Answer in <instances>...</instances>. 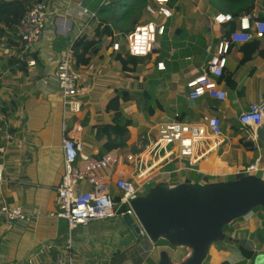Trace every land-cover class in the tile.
Returning a JSON list of instances; mask_svg holds the SVG:
<instances>
[{
    "label": "crops",
    "instance_id": "0c3cea01",
    "mask_svg": "<svg viewBox=\"0 0 264 264\" xmlns=\"http://www.w3.org/2000/svg\"><path fill=\"white\" fill-rule=\"evenodd\" d=\"M102 1L47 0L42 35L29 53L17 54L15 48L0 43V110L6 121V133L4 129L0 131V205L19 207L26 216L24 222L0 221V264H157L162 251L173 264H179L188 256L186 248L157 246L146 237L136 240L121 219L78 226L71 233L68 246L66 223L55 217V189L63 172L62 139L75 138L82 143L84 156L96 157L105 138L96 141L94 128L111 123L105 106L116 90H125L132 96L131 101L120 102L123 116L132 121L127 147L122 152L139 153L152 169L156 168L154 172L150 170L152 184L170 179L174 185L193 174L214 178L201 168L209 158L218 159L229 177L237 176V171L257 159L264 169V123L257 132L258 149L253 146V151L246 149L251 141L245 139L238 124V115L249 104L264 101V58L256 57L239 65V45L232 46L223 78L217 79L226 98L217 101L204 96L189 101L186 97V82L206 71L218 44L237 29L236 20L217 24L213 17L241 11L243 6L210 0H171L172 17L165 22L155 53L139 58L134 72L125 75L120 70L125 40L121 41L119 52L112 51L109 45L151 18L140 6V0H105L106 5L101 6ZM79 2L89 11L88 15L82 13ZM121 9H127V16L122 19L117 15ZM92 13L96 14L93 18ZM262 15L263 0H256L249 16L256 20ZM104 19L109 22L112 36L102 38L99 53L89 67L76 70L82 88L78 97L81 107L76 113L65 112L56 66L79 36L92 38L98 20ZM178 28L182 31L176 34ZM12 56L24 59L25 71L9 69L7 58ZM30 60H34V65H28ZM159 62L164 64V71L156 69ZM144 91L152 93L161 110L147 114ZM212 116L221 122L226 138L222 145L213 139L207 125L206 119ZM172 122L187 126L190 136L197 137L192 161L179 160V144L165 147L159 143L162 126ZM191 163L193 166H189ZM132 171L119 166L114 178L131 177ZM255 174L264 180V171ZM217 181L221 180L209 182ZM199 182L205 183L204 179ZM83 188L89 186L83 184ZM256 213L234 221L231 236L251 241L256 252L264 253V242L256 233L264 230V212ZM216 249L214 246L212 256L209 251L207 264H237L242 260L239 248L231 247L228 252ZM246 264H251L250 260Z\"/></svg>",
    "mask_w": 264,
    "mask_h": 264
},
{
    "label": "built area",
    "instance_id": "2783aa9c",
    "mask_svg": "<svg viewBox=\"0 0 264 264\" xmlns=\"http://www.w3.org/2000/svg\"><path fill=\"white\" fill-rule=\"evenodd\" d=\"M170 2L171 0H150L144 7V11L151 20L135 25L126 36L111 42L112 51L119 52L121 41L125 40V51L130 56L139 58L151 56L156 48L158 37L164 35L165 22L172 17ZM46 5L47 0H43L31 6L15 27L14 34L19 41L22 54L29 53L42 35ZM100 5H106V1L103 0ZM78 6L83 14H89L81 2ZM90 16L93 18L96 14L92 13ZM213 20L217 24H228L236 20L237 29L218 44L216 53L210 58L206 71L186 82V97L189 101H195L204 96L223 101L226 93L219 88L217 79L222 76L226 67V56L229 50L232 46L244 44L252 39L264 38V21L253 20L249 15L235 19L231 14L218 13ZM28 65H34V60L28 61ZM73 65L71 50H68L63 59L58 62L55 70L62 99V110L68 113L79 112L81 107L78 97L81 95L82 88ZM156 69L164 71L165 66L159 62L156 64ZM206 121L213 139L218 142L217 144L222 145L226 138L222 133L219 118L212 116ZM263 123L264 101L249 104L247 109L238 115L240 131L245 139L253 143L255 150L258 149L257 132ZM3 129L6 133V121L0 110V131ZM190 135L187 126L172 122L162 126L159 143L165 147L179 144V160L192 161V148L197 143V137ZM61 150L63 172L55 189L58 205L55 217L66 223L68 246H71V233L78 226L95 221L121 219L124 216H130L136 221L131 202L145 195L152 184L149 174L153 166L148 165L147 160L141 154L113 150L99 159L87 157L83 155L82 143L69 136L63 137ZM196 159L199 160L200 157ZM197 160H194V163ZM194 163L189 166H193ZM119 166L132 169L131 177L114 178ZM262 171L264 169L259 167V159H257L252 165L237 171L236 175H256L255 173ZM167 182H170V179ZM1 183L2 170L0 167V185ZM83 184H87L89 188L84 189ZM25 220L26 216L21 208L0 205V221L18 223ZM136 224H138L137 221ZM140 233L146 237L141 227ZM69 261L72 262V259L70 258Z\"/></svg>",
    "mask_w": 264,
    "mask_h": 264
},
{
    "label": "water",
    "instance_id": "95a60500",
    "mask_svg": "<svg viewBox=\"0 0 264 264\" xmlns=\"http://www.w3.org/2000/svg\"><path fill=\"white\" fill-rule=\"evenodd\" d=\"M131 207L139 225L130 216L121 221L132 236L140 240L141 227L151 242L164 240L172 247L186 248L189 254L179 264H204L209 251L224 241L253 254L251 264H264V253L256 252L251 241L228 237L223 231L254 209H264V180L259 176L205 183L186 178L174 185L158 182L145 195L134 199ZM157 264L173 263L162 251Z\"/></svg>",
    "mask_w": 264,
    "mask_h": 264
},
{
    "label": "trees",
    "instance_id": "16d2710c",
    "mask_svg": "<svg viewBox=\"0 0 264 264\" xmlns=\"http://www.w3.org/2000/svg\"><path fill=\"white\" fill-rule=\"evenodd\" d=\"M43 0H0V43L4 44L6 48H15L17 54L21 52V47L19 44L18 39L15 37L14 30L25 14V12L34 4L40 3ZM150 0H140V6L145 7L146 4ZM215 1L216 3H225L227 5L234 4L235 7L242 5L243 9L241 11L237 10L234 11L231 16L233 18H238L240 16L249 15L253 12L256 6V0H210L211 3ZM264 5V0H263ZM256 20L264 21V15L259 16ZM108 21L98 20V24L95 27L94 35L92 38H88L86 35L79 36L72 44L71 50V57L74 60V69L77 70L80 67H89L92 63L94 57H96L99 53V48L97 47L98 44L101 43L102 38L104 37H111L112 36V29L108 25ZM134 28V27H133ZM132 28V29H133ZM182 31L181 28L176 30V34ZM111 47V44L109 45ZM238 54H239V65H244L249 61H252L256 57L264 58V38L262 39H252L249 42L241 44L238 46ZM138 57L130 56L125 50H123L122 57L120 59L121 64V72L123 74L133 73L135 67L138 62ZM9 69L14 72V69L17 68L19 71H25L26 64L23 58H18L17 56H12L7 58ZM224 74V73H223ZM222 76L218 79L221 80ZM153 95L150 91H144L142 93V98L145 100L147 104V114L152 115L156 110H161V105L157 102V100L153 101ZM132 100V96L128 94L125 90H116L115 96L109 100V102L105 106V111L111 114V123L109 124H101L97 125L94 128V138L96 141H101L105 138V142L101 145L99 149V153L96 155L95 158L99 159L103 155L107 154L113 150H122L124 151L127 147V142L129 139V127L132 126V121L127 119L123 116L122 112L120 111V102H129ZM239 130V127H236L235 131ZM260 145V144H259ZM246 149L248 151H253V143L249 142L246 144ZM240 177L231 176L228 178L229 180H236ZM190 180L193 182H199L201 179H204L205 182H209L212 180V177H202L200 175H191ZM200 183V182H199ZM263 211L262 208H256L252 212ZM264 219V215L262 216ZM264 227V223H263ZM223 231L230 236L233 233V229L231 226H226ZM258 234V238L261 243L264 242V230H259L256 232ZM254 237V236H253ZM157 246H168L167 242L164 240H157ZM217 250L228 252L230 251L231 247H237L236 245L233 246L232 243H228L227 241L218 242ZM172 249L174 247L170 246ZM240 255L242 260L239 261L237 264H246L247 260H250L254 257L253 254L245 252L241 248ZM119 255L118 253L116 256ZM207 261V260H206ZM207 264V263H206ZM221 264H230L228 262H223Z\"/></svg>",
    "mask_w": 264,
    "mask_h": 264
},
{
    "label": "rangeland",
    "instance_id": "374dc122",
    "mask_svg": "<svg viewBox=\"0 0 264 264\" xmlns=\"http://www.w3.org/2000/svg\"><path fill=\"white\" fill-rule=\"evenodd\" d=\"M127 9H121V13L120 14H117L118 15V18H124V17H126L127 16V11H126ZM126 24H128V23H126ZM210 159V158H209ZM154 171H156V168H154V169H151V172H154ZM206 173H208V174H212L213 176H214V178L213 179H216V180H221V181H227L228 180V173L227 172H225V171H223L222 172V170H219V171H216L214 174L213 173H210V172H207L206 171ZM212 179V180H213ZM218 182V181H217ZM174 183V180H173V182L171 181L170 182V185H172ZM155 183H153L152 185H151V187L154 185ZM258 212H260V211H258ZM252 213H254V214H258V213H256V212H252ZM232 228H234V222L230 225ZM168 246H170V245H168ZM174 249H175V247H174ZM217 250V249H216ZM230 250V249H229ZM218 251V250H217ZM210 254H211V256H212V254H213V248L210 250ZM187 257V256H186ZM206 263H209V261L207 262H205L204 264H206Z\"/></svg>",
    "mask_w": 264,
    "mask_h": 264
},
{
    "label": "bare ground",
    "instance_id": "6f19581e",
    "mask_svg": "<svg viewBox=\"0 0 264 264\" xmlns=\"http://www.w3.org/2000/svg\"><path fill=\"white\" fill-rule=\"evenodd\" d=\"M201 168L202 170H206L207 172L213 174L218 170H222V172L226 170L225 166L216 158L208 159L207 162L201 166ZM151 185L152 184H150V186Z\"/></svg>",
    "mask_w": 264,
    "mask_h": 264
},
{
    "label": "flooded vegetation",
    "instance_id": "af4514ba",
    "mask_svg": "<svg viewBox=\"0 0 264 264\" xmlns=\"http://www.w3.org/2000/svg\"><path fill=\"white\" fill-rule=\"evenodd\" d=\"M232 229H233V228H232ZM231 235H232V234H231ZM231 235H230V236H231ZM233 235H234V234H233ZM228 237H229V236H228ZM231 237H233V236H231ZM236 237H237V236H236ZM236 239L241 240V238H238V237H237ZM233 246H234V244H233ZM215 247L217 248V245H215ZM237 247H238V246H237ZM232 248H233V247H232ZM235 248H236V247H235Z\"/></svg>",
    "mask_w": 264,
    "mask_h": 264
},
{
    "label": "clouds",
    "instance_id": "9594fccd",
    "mask_svg": "<svg viewBox=\"0 0 264 264\" xmlns=\"http://www.w3.org/2000/svg\"><path fill=\"white\" fill-rule=\"evenodd\" d=\"M139 58V57H138ZM73 60V59H72ZM74 61V60H73ZM76 71V70H75Z\"/></svg>",
    "mask_w": 264,
    "mask_h": 264
}]
</instances>
